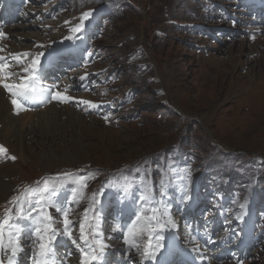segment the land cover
Returning a JSON list of instances; mask_svg holds the SVG:
<instances>
[{
	"label": "rangeland",
	"instance_id": "374dc122",
	"mask_svg": "<svg viewBox=\"0 0 264 264\" xmlns=\"http://www.w3.org/2000/svg\"><path fill=\"white\" fill-rule=\"evenodd\" d=\"M262 3L264 0L16 3L15 22L0 37V56L16 65L12 60L15 54L45 52L42 63L56 61L43 69H55V76L46 75L42 83L56 85L53 91L72 99L57 106L58 118L49 110L57 102L50 96V102L33 103L23 111L32 118L38 115L40 120L35 124L39 134L34 143L25 140V162L16 155L15 135L10 136L14 151L7 153L16 159L0 157V217L13 208L9 203L12 198L26 200L25 188L31 189L29 195L38 194L44 182L56 186V203L69 207L76 185L55 178L70 172L77 178H87L84 197L70 205L68 217L77 240L83 210L93 193L105 189L98 205L103 239L109 245L105 264L116 263L111 261L112 256L125 257L122 233L113 232L114 223L110 221L119 222L120 213H132L135 219L146 186L156 201L163 200L169 207L176 225L165 231L167 243L157 253L156 261L165 259L168 248L178 250L171 255L173 259L179 251L198 247H194L182 222L195 205L198 220L192 222V229H203L208 238L215 240L208 248L209 255L215 256L223 243H230L233 250L245 241L243 246L250 247L248 255L229 263L221 251L219 262L264 264V95L258 85L264 82V13L255 15L244 7H261ZM85 12L92 15L81 38L66 40ZM4 14L7 17L9 12ZM81 76L86 79L81 81ZM66 113L75 123L73 130ZM205 113L211 117L208 126L202 122ZM44 118L47 124L41 123ZM57 126L67 134L57 131L56 143L40 139L42 133L53 134ZM36 141L46 146L44 153L36 147ZM75 142L84 152L83 160L59 169L45 165L56 167L51 154L61 157L64 150L74 152ZM185 188L190 196L187 202L183 200ZM49 211L56 221L54 227L62 231V215L54 208ZM241 214L243 221L237 219ZM17 222L23 226V251L15 257V264H33L32 221L24 217ZM146 242L145 238L142 243ZM9 254L0 251L4 264H8ZM55 255L63 256L64 264H79L80 253L66 237L59 238ZM128 256L130 261L128 258L123 264H140L135 250ZM60 262L57 259V264ZM170 264L192 263L184 258Z\"/></svg>",
	"mask_w": 264,
	"mask_h": 264
},
{
	"label": "snow or ice",
	"instance_id": "6c2138e0",
	"mask_svg": "<svg viewBox=\"0 0 264 264\" xmlns=\"http://www.w3.org/2000/svg\"><path fill=\"white\" fill-rule=\"evenodd\" d=\"M92 15L91 12H85L79 18V23L70 29V35L65 37L66 40H76L81 38V33L85 30ZM3 34L0 33V36ZM43 48V45H38ZM3 51V49H0ZM45 52H36L32 54L25 52L15 54L12 60L16 62L13 65L6 61L4 56H0V86H2L10 96V102L15 113L28 110V106L33 103L43 104L56 100L60 102L70 101L72 98L63 95L60 91H52L57 88L56 85L48 87L42 83L43 64L42 57ZM30 62L25 64V60ZM20 66V71H13V67ZM86 76H81L80 80L84 81ZM90 107H96L89 101H81ZM107 122V117H104ZM0 157L15 160V156H10L7 149L0 145ZM190 176V172L187 173ZM57 180H65L73 182L76 187L73 189L71 199L68 201L69 207L64 208L56 203L58 191L56 186L49 185L44 182V188L37 194L31 189L25 188L24 195L27 199L20 196L12 198L9 201L13 208L6 209L2 217H0V251L8 255V264H15V257L23 248L20 239L23 234V226L17 221L20 218L27 217L32 221L31 235L33 240V264H57L55 248L59 238L66 237L71 240L76 249L80 253L79 264H105L104 256L109 245L104 242L103 231L100 225V196L103 195L105 189L101 188L99 192L93 193L89 206L83 210L82 218L79 222V239L73 237V222L68 218L71 211L72 203H79L83 197V189L87 187L86 177H75L73 173L65 172L58 174ZM164 180H161V197L165 195L163 190ZM183 200L187 202L190 196L187 189H183ZM38 197V198H37ZM140 205L136 210L135 219L130 224H121L117 222L113 225V232H121L123 236V244L126 246L122 255L128 256L130 252L135 250L140 255V264L145 261L156 260L157 253L164 247L165 231L175 228V221L171 216L169 207L163 203V200L156 201L153 193L145 187L144 192L139 197ZM25 203L28 207L25 208ZM242 207H244L242 205ZM54 208L57 213L63 217V230L54 227L56 221L49 211ZM15 213V220L13 218ZM237 219L243 221L244 215L241 214ZM7 232V242L5 241V233ZM146 243H142L144 240ZM195 239V238H193ZM209 243L214 241L209 238ZM193 251L199 253V248ZM71 255V253H69ZM201 260L208 259L207 256L200 254ZM0 264H4L0 260ZM60 264H64L63 261ZM239 264V262H238Z\"/></svg>",
	"mask_w": 264,
	"mask_h": 264
},
{
	"label": "bare ground",
	"instance_id": "6f19581e",
	"mask_svg": "<svg viewBox=\"0 0 264 264\" xmlns=\"http://www.w3.org/2000/svg\"><path fill=\"white\" fill-rule=\"evenodd\" d=\"M6 58V57H5ZM13 71H17L19 72L20 69H12ZM187 82V81H186ZM255 81H250L249 83H254ZM236 83V82H235ZM233 84V83H232ZM238 84V83H237ZM261 89V95H264V82L261 81L260 84H258ZM186 87V86H185ZM235 88V87H234ZM239 88V86H238ZM231 90V89H230ZM237 90V88H236ZM218 92V91H217ZM248 93V92H247ZM260 95V96H261ZM225 96V94L223 95ZM231 96V95H230ZM249 96V95H248ZM230 97H228L229 99ZM261 98V97H260ZM242 101V99H240ZM248 100V99H247ZM264 100V98H263ZM202 101V100H201ZM212 101V100H211ZM214 101V100H213ZM222 101V100H221ZM257 101V100H256ZM260 101V100H259ZM245 102V101H244ZM243 102V103H244ZM251 102V101H250ZM55 104L51 105L50 107V111L53 110V113L55 114L54 117L58 118L59 117V109L57 106L60 104V101L55 102ZM246 103V102H245ZM44 104V103H43ZM214 104V103H213ZM254 104V103H253ZM263 104V103H262ZM219 105V104H218ZM242 105V103H241ZM245 105V104H243ZM256 105V104H255ZM251 106V105H250ZM61 107V106H59ZM252 107V106H251ZM257 107V106H256ZM243 108V107H242ZM241 109V108H240ZM48 109H46L47 111ZM242 110V109H241ZM260 110L262 111V105L260 104ZM246 111V110H245ZM38 114V113H36ZM256 114V113H255ZM65 118H67V121L70 124L71 129L73 130V126L75 123H72V119L71 116L69 114H65L64 115ZM215 116V115H214ZM213 116V117H214ZM254 116V115H253ZM210 118L205 114H203V119L202 122H204V125H209L210 124ZM244 118V117H243ZM242 118V119H243ZM250 119V118H249ZM40 120V118H38L37 116H34L33 118L31 117V115L21 111L19 112V114L15 113L13 110V106L10 102V96L8 94V92L5 91V89L0 86V145L4 146L8 151H14L11 147V142H10V136L11 135H15L16 138V143L18 146V149L16 150V155L18 156V159L21 162H25L26 159L24 157L23 154V146L24 143L26 142L25 140L27 138L28 141L31 143L35 141V137L37 136V134H39V129L38 126L35 124V122L38 123V121ZM213 120V119H212ZM241 120V119H240ZM238 119V121H240ZM41 123H45L47 124V120L44 118V120ZM238 123V122H237ZM245 124V123H242ZM262 124V123H261ZM222 125V124H221ZM227 125V124H226ZM232 126V125H231ZM234 126V125H233ZM241 126V125H239ZM236 127V126H235ZM237 128V127H236ZM240 128V127H239ZM244 128V127H243ZM214 129V128H213ZM228 130V129H227ZM238 130V129H237ZM242 130V129H241ZM57 131H62L61 127H56V129L54 130L53 134H48V133H42L40 139H48L49 142L56 143V141L59 138V134L57 133ZM215 131V130H214ZM220 131V129H219ZM224 131V130H223ZM64 135L67 134V132L62 131ZM217 132V131H216ZM62 134V135H63ZM218 135V134H217ZM65 139V138H64ZM73 141V139H72ZM74 142V141H73ZM36 147L39 148L42 153H44L46 146L43 144V142H39L36 141ZM68 144V142H67ZM75 150L74 152L71 151H67L64 150V153L61 157H56L55 155L53 156V154H51V158L54 161V166L56 167H52L49 165V163H46L45 165L51 167V168H60V167H64L66 165H70L72 162L76 161V160H83L84 159V152L81 150L80 146L75 142ZM55 146V145H54ZM71 146V145H70ZM50 147V146H49ZM67 147V146H66ZM46 159V158H45ZM51 165H53L51 163ZM3 187V186H2ZM2 187H0V191L2 190Z\"/></svg>",
	"mask_w": 264,
	"mask_h": 264
}]
</instances>
